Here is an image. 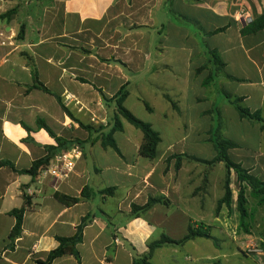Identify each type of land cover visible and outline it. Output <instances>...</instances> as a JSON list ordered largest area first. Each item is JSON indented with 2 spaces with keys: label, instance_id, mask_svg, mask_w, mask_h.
<instances>
[{
  "label": "crops",
  "instance_id": "crops-1",
  "mask_svg": "<svg viewBox=\"0 0 264 264\" xmlns=\"http://www.w3.org/2000/svg\"><path fill=\"white\" fill-rule=\"evenodd\" d=\"M262 15L264 0L0 1V162L29 170L57 146L49 131L78 141L83 151L75 172L61 182L0 168V264L46 259L59 246L56 237H73L87 216L77 247L81 262L66 255L53 264H133L163 235L183 239L190 224L209 227L216 244L196 238L163 245L153 252L154 264H264V247H258L264 233L239 231L232 187L231 206L218 211L225 191L214 196L212 171L225 166L210 164L214 140H227L236 145L229 158L264 182L263 124L241 118L232 103L242 99L264 120V29L243 33ZM37 83L52 94L34 88ZM150 86L163 105L146 101L142 92ZM124 88V107L134 116L138 111L160 136L155 159L140 155L143 134L124 137V125L113 135L119 153L103 146ZM230 180V186L237 181L234 172ZM86 186L94 194L74 206L55 199L56 193L80 198ZM110 188L113 193L102 194ZM24 194L31 204L10 249L16 225L10 212L24 206ZM158 197L169 204L132 215V205ZM204 212L209 218L196 214Z\"/></svg>",
  "mask_w": 264,
  "mask_h": 264
},
{
  "label": "trees",
  "instance_id": "trees-1",
  "mask_svg": "<svg viewBox=\"0 0 264 264\" xmlns=\"http://www.w3.org/2000/svg\"><path fill=\"white\" fill-rule=\"evenodd\" d=\"M0 1H13V0H0ZM13 14H14V11L9 12L8 14H6V17H10ZM263 29H264V15H262L257 20L253 21L251 24H249L243 30V33L244 34L255 33ZM212 56L215 61V64L219 65V67H222L223 63L219 59V57L215 53H212ZM34 88H38L44 92L52 94L49 90H47L40 83H37L34 86ZM127 95H128V92L124 88L120 92L118 97L115 99L117 115L114 118V125H113L112 130L104 136L103 146L104 147L111 146L116 152L119 153V150L113 139V135L116 132L123 131V124H122L121 118H124L128 123H130L135 128L140 130L143 134V142L140 147V155L145 158L155 159L157 156V147L160 143V136L153 129L151 124L138 119L128 109L124 107L123 104H124V101ZM166 98L170 100L168 96ZM57 100L60 104H62L60 98H57ZM241 102H242V99H235L232 102L236 106V109L238 110L241 118L262 123L264 127V120L262 119L260 113L258 112L251 113L247 108L241 105ZM61 106L63 107L65 112L69 116H71L69 111L63 105ZM147 108L149 109L148 106ZM49 133L55 138L57 142V146L47 148L48 155L40 160L35 161L29 170L18 171L16 170L13 164L7 161H1L0 168L10 167L14 172L20 175H29L32 177L33 180H35L42 174L44 170H46L51 160L56 155L60 154L63 151H68L74 145L79 144L78 141L68 142L65 139L58 138L51 131H49ZM214 145L216 148L217 156L215 160L210 164L223 163L226 168V173H227L226 181L224 185L225 193H224L223 198L219 200L217 209L219 211L223 205H226L227 207L231 206L232 190L230 186L231 184L230 176H231V173L234 172L236 174L237 183L239 185V191H238V196H237V210H238L239 217H240L239 231L243 232L246 235H249L251 231V227L250 225L245 223L247 222V219L250 217V211L248 209V199L246 197V190L250 189L251 193L254 195L255 198L259 200L260 204L264 205V182L259 180L257 177L251 175L248 170L244 169L241 165L234 163L229 158L228 151L230 149H233L236 146L234 143L227 141V140L217 138L214 140ZM175 159H177L178 161L177 169H179L180 168L179 160L181 159V157L175 156ZM114 190H115L114 188L106 189L105 191H102V194L105 195L108 193H113ZM92 194H94L92 192V189L86 186L83 189L80 198H74V197H70V196H67L61 193H56L55 199L62 205L71 207V206H74L80 203L83 200L90 199L92 197ZM24 201H25L24 206L21 209H15L10 212V214L16 218V225L9 235V240L11 243L9 246L10 249L14 248L15 241L18 238H20L22 235L24 214L31 204L30 199L25 194H24ZM157 204L168 205L169 202L165 197L150 198L148 203L143 207L132 205V215L140 216L141 214L148 212L150 209H152ZM90 218L91 216H87L82 219L80 225L77 227V232L73 237H69V238L56 237V240L59 246L55 250L51 251L47 255L46 259L44 260L36 259L35 260L36 264H53L55 260L62 258L66 255L73 256L80 263L81 257H80V253L77 247L83 241L84 229L87 226ZM196 238H205L208 240H212L216 244V239L212 236L209 227H205V225L203 224H199L197 225V227L193 224H190V226L188 227V234L183 239L179 241H175L163 235L160 240L150 243L148 245V253L146 255L140 257L139 259L134 258L133 264H154L151 262V258H152V255L155 249L163 245L182 246L188 241L194 240ZM110 260H111L110 258L107 259L108 262Z\"/></svg>",
  "mask_w": 264,
  "mask_h": 264
},
{
  "label": "rangeland",
  "instance_id": "rangeland-1",
  "mask_svg": "<svg viewBox=\"0 0 264 264\" xmlns=\"http://www.w3.org/2000/svg\"><path fill=\"white\" fill-rule=\"evenodd\" d=\"M134 93L136 95H140V90L137 91L136 87H134ZM144 98L146 99L147 102L150 103V105L152 106H160L163 105V103H165L162 99H161V95L160 92L158 90H156L153 86L149 87L148 91H143L142 92ZM139 111H143L142 108L138 109ZM138 114V118L143 120L142 118H140L139 116L141 115L138 111H136ZM148 120H152V116H149ZM121 121L124 125L125 128V132L123 134L124 137H129L133 140L136 139H141L142 137V133L140 130H138L137 128H135L133 125H131L130 123H128L124 118H121ZM145 121V120H143ZM147 122V121H146ZM89 163H93V160L91 159L89 161ZM215 166V165H214ZM213 167V166H210ZM213 173V187L211 188V190L214 192V196L216 194H221V192H223L224 189V184L226 181V170L224 167L221 166H217L216 168L213 169L212 171ZM232 189L235 191V193L238 195V191H239V186L237 181L233 180L232 182ZM213 196V197H214ZM246 197L248 199V209L250 211V217L247 219V223L248 225H250L251 229L254 231H256L257 234H262L264 233V205L260 204L259 200L257 198L254 197V195L251 193L250 189L246 190ZM213 199H210L209 201V208H211L214 203L212 201ZM214 207V206H213ZM198 216L202 215L206 218H209L211 212H204V213H196ZM243 233V232H242ZM176 236L181 237L183 236L182 233L177 232ZM208 248L210 249L209 253L211 254V252H214V248L211 245V242H207ZM264 247V243H261L260 245H258V247ZM252 248L246 247V253H251L252 251H250ZM182 253L184 252L183 250H181ZM183 258L186 257L185 254L181 255ZM158 258V257H157ZM152 259V258H151ZM153 263H155L154 261H151ZM234 264V263H231Z\"/></svg>",
  "mask_w": 264,
  "mask_h": 264
},
{
  "label": "built area",
  "instance_id": "built-area-1",
  "mask_svg": "<svg viewBox=\"0 0 264 264\" xmlns=\"http://www.w3.org/2000/svg\"><path fill=\"white\" fill-rule=\"evenodd\" d=\"M82 156V148L79 144H76L70 150L56 155L42 174L53 177L60 182L65 181L75 172L76 165Z\"/></svg>",
  "mask_w": 264,
  "mask_h": 264
}]
</instances>
